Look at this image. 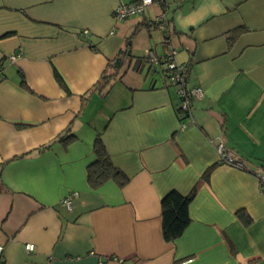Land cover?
I'll return each instance as SVG.
<instances>
[{"label":"crops","instance_id":"crops-1","mask_svg":"<svg viewBox=\"0 0 264 264\" xmlns=\"http://www.w3.org/2000/svg\"><path fill=\"white\" fill-rule=\"evenodd\" d=\"M120 1L0 0V264H264L259 178L218 163L216 148L264 166V0H155L115 21ZM163 13L188 87L204 92L185 127L165 63L145 59L169 48ZM105 73L117 77L102 86ZM97 137L124 186L89 183ZM172 190L195 192L189 225L168 242Z\"/></svg>","mask_w":264,"mask_h":264},{"label":"built area","instance_id":"built-area-1","mask_svg":"<svg viewBox=\"0 0 264 264\" xmlns=\"http://www.w3.org/2000/svg\"><path fill=\"white\" fill-rule=\"evenodd\" d=\"M164 4V0H160ZM155 0H134L131 2H123L122 0L116 6L113 17L115 21H123L134 15L142 14L145 12L146 8L154 4ZM156 28L162 31L163 42L166 43L169 48L164 55H158L153 49L147 51L145 59L154 64L159 61H163L166 65V71L169 83L178 87V93L180 96V106L185 112L191 111L192 101L195 98H201L204 95L203 89L201 87H188V66L186 64L180 63L177 60V50L171 46V30L168 25V20L165 13L160 15L156 21ZM18 54L11 53L7 58L11 60H16ZM2 67L0 66V79L2 77ZM183 127L186 123L182 124ZM218 160L222 164H227L238 169L247 170L255 174L261 183V190L264 192V167L259 165L257 168L252 170L247 166L246 160L238 157L231 150H229L225 143L222 141L216 144ZM78 196L77 192H73L61 199V204L68 210L73 208V199ZM26 248L28 251L34 250L33 244H27ZM5 261V251L4 246L0 244V263ZM179 264V263H174Z\"/></svg>","mask_w":264,"mask_h":264},{"label":"trees","instance_id":"trees-1","mask_svg":"<svg viewBox=\"0 0 264 264\" xmlns=\"http://www.w3.org/2000/svg\"><path fill=\"white\" fill-rule=\"evenodd\" d=\"M54 73L61 86L67 91V93H70L71 91L60 71L55 68ZM116 75L117 74L115 73H105L100 81L102 86H106L112 79H116ZM22 83L23 85H26L24 80ZM177 114L182 123H185L184 120L189 118L191 115L189 112H184L182 110L180 103L177 107ZM74 137L75 134L72 131L67 130L66 133L59 136V140L64 144H68L74 139ZM94 151L96 154V160L88 168L89 183L96 188L104 184L107 180L113 179L119 184V186H124L129 181V177L121 169L114 165L111 155L109 154L101 137L96 138ZM218 163L221 162L218 160ZM211 168L212 167L207 169V171L203 174V177H208ZM194 192L195 191L193 190L188 195H184L177 190H172L163 196L161 200L162 229L163 236L166 241L174 242L177 240L181 237L189 225L191 221L189 204L192 200Z\"/></svg>","mask_w":264,"mask_h":264},{"label":"water","instance_id":"water-1","mask_svg":"<svg viewBox=\"0 0 264 264\" xmlns=\"http://www.w3.org/2000/svg\"><path fill=\"white\" fill-rule=\"evenodd\" d=\"M116 63H119V59L116 60Z\"/></svg>","mask_w":264,"mask_h":264}]
</instances>
